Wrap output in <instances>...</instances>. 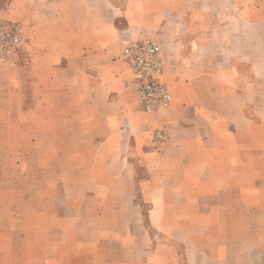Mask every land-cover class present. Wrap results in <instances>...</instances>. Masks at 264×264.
I'll use <instances>...</instances> for the list:
<instances>
[{
  "label": "crops",
  "instance_id": "crops-1",
  "mask_svg": "<svg viewBox=\"0 0 264 264\" xmlns=\"http://www.w3.org/2000/svg\"><path fill=\"white\" fill-rule=\"evenodd\" d=\"M3 1L0 264H264V0Z\"/></svg>",
  "mask_w": 264,
  "mask_h": 264
},
{
  "label": "built area",
  "instance_id": "built-area-1",
  "mask_svg": "<svg viewBox=\"0 0 264 264\" xmlns=\"http://www.w3.org/2000/svg\"><path fill=\"white\" fill-rule=\"evenodd\" d=\"M21 44L20 38L7 27L0 29V64L7 62L13 51ZM120 60L129 69V85L136 96V101L144 113H151L158 108H167L171 95L162 80L163 60L156 42L146 39L125 44L120 51ZM162 134L154 133L153 143L158 147Z\"/></svg>",
  "mask_w": 264,
  "mask_h": 264
},
{
  "label": "rangeland",
  "instance_id": "rangeland-1",
  "mask_svg": "<svg viewBox=\"0 0 264 264\" xmlns=\"http://www.w3.org/2000/svg\"><path fill=\"white\" fill-rule=\"evenodd\" d=\"M7 0H4L3 2H6ZM0 4H2V3H0Z\"/></svg>",
  "mask_w": 264,
  "mask_h": 264
}]
</instances>
